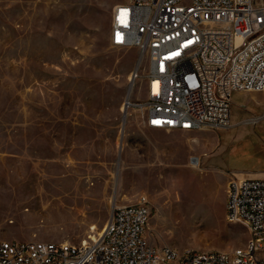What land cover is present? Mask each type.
Here are the masks:
<instances>
[{
  "label": "rangeland",
  "instance_id": "obj_1",
  "mask_svg": "<svg viewBox=\"0 0 264 264\" xmlns=\"http://www.w3.org/2000/svg\"><path fill=\"white\" fill-rule=\"evenodd\" d=\"M123 1L0 0V238L80 244L145 195L153 244L244 248L227 189L264 171V91L235 92L224 129L148 127L125 111L146 96L148 60L111 42Z\"/></svg>",
  "mask_w": 264,
  "mask_h": 264
},
{
  "label": "built area",
  "instance_id": "obj_2",
  "mask_svg": "<svg viewBox=\"0 0 264 264\" xmlns=\"http://www.w3.org/2000/svg\"><path fill=\"white\" fill-rule=\"evenodd\" d=\"M111 42L148 60L145 98L126 100L148 127L224 129L235 92L264 91V0H125L114 7ZM151 215L142 195L116 205L86 243L0 238V264H264V178L228 184L226 218L250 232L232 252L153 244Z\"/></svg>",
  "mask_w": 264,
  "mask_h": 264
},
{
  "label": "bare ground",
  "instance_id": "obj_3",
  "mask_svg": "<svg viewBox=\"0 0 264 264\" xmlns=\"http://www.w3.org/2000/svg\"><path fill=\"white\" fill-rule=\"evenodd\" d=\"M132 79V83H133V78H131ZM127 110V105L125 104V111ZM127 112V111H126ZM192 164H193V167L195 166V167H198V165H199V159L198 158H193L192 159ZM191 164V165H192ZM47 181L48 180H50V179H46ZM68 199V198H67ZM70 199V198H69ZM58 201H60V200H58ZM115 203H117V199H116V195L113 197V199H112V204L114 205ZM96 228V226L95 225H93L92 227H91V229L92 230H94ZM103 229V228H102ZM102 229L100 230V231H98V232H94V233H91L90 235H89V237L88 238H90V239H96L97 238V235L99 234V233H101V231H102ZM87 238V239H88ZM87 239L86 240H83L82 242L83 243H86L87 242Z\"/></svg>",
  "mask_w": 264,
  "mask_h": 264
},
{
  "label": "crops",
  "instance_id": "obj_4",
  "mask_svg": "<svg viewBox=\"0 0 264 264\" xmlns=\"http://www.w3.org/2000/svg\"><path fill=\"white\" fill-rule=\"evenodd\" d=\"M238 178H264V171H244L237 174Z\"/></svg>",
  "mask_w": 264,
  "mask_h": 264
}]
</instances>
